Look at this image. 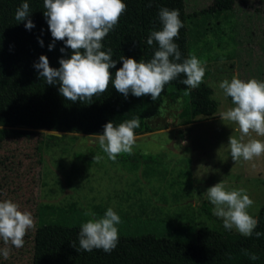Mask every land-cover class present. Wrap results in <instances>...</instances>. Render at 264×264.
<instances>
[{
    "label": "rangeland",
    "instance_id": "obj_1",
    "mask_svg": "<svg viewBox=\"0 0 264 264\" xmlns=\"http://www.w3.org/2000/svg\"><path fill=\"white\" fill-rule=\"evenodd\" d=\"M211 1L184 0V11L190 16L189 43L203 41L194 42L191 52L208 57L203 82L217 103L212 118L197 117L181 126L182 100H157L145 108L143 124L150 132L135 135L132 154H119L115 161L99 147L95 135L0 128V201L17 203L35 221L22 248L0 240V248L11 249L7 259L0 255V264L31 263L42 205L61 209L69 226L80 219L102 218L111 207L121 218L119 237H189L198 227L223 228L206 194L223 182L226 190H246L254 201L249 214L256 218L264 203V155L251 161L232 159L229 138L241 133L238 125L220 118L234 105L219 84L233 76L264 82V0H236L230 11L217 17L207 10ZM252 138L264 140L255 133ZM96 155L103 159L94 161ZM70 205L80 213L66 216Z\"/></svg>",
    "mask_w": 264,
    "mask_h": 264
},
{
    "label": "trees",
    "instance_id": "obj_2",
    "mask_svg": "<svg viewBox=\"0 0 264 264\" xmlns=\"http://www.w3.org/2000/svg\"><path fill=\"white\" fill-rule=\"evenodd\" d=\"M236 0H212L207 8L214 17L231 10ZM25 0H0V128H26L50 132L74 133L82 135H102L104 126L112 122L114 126L140 118V127L135 135L150 130L143 124L145 108L160 99L182 100L178 113L181 126L192 123L197 117L212 118L217 103L211 98V89L203 82L191 89L176 80L165 85L160 97L153 101L150 95L127 97L116 91L111 84L106 92L94 96L91 102H71L59 92V83L49 85L34 65L41 56H46L50 67L59 69L60 59H69L73 51L66 47V41H56L51 35L47 18L44 16L43 0H26L29 3V19L35 25L26 29L27 20L19 22L15 12ZM126 12L119 23L103 39L102 51L112 50L116 67H122L120 58H132L137 62H147L158 50L157 42L147 44L152 31L162 29L159 11L162 8L178 9L184 27L174 40L181 52V60L195 55L207 62L201 54L191 52L195 43H189L186 22L190 18L184 11V0H123ZM42 42V44H41ZM54 45L52 50L49 46ZM61 49H64L61 52ZM71 206V205H70ZM69 208V212H78ZM42 205L39 207L37 225L32 239L30 264H264V235L256 238L255 232L264 233V203L257 211L258 226L253 236L243 237L224 227H198L192 236L145 234L119 237L117 247L110 253L102 249L91 252L79 247V231L84 220L69 226L62 210ZM210 218V211L203 207ZM51 213V215L48 213ZM52 216L56 218L51 219ZM74 244V247H72ZM242 250L255 253L253 261Z\"/></svg>",
    "mask_w": 264,
    "mask_h": 264
},
{
    "label": "clouds",
    "instance_id": "obj_3",
    "mask_svg": "<svg viewBox=\"0 0 264 264\" xmlns=\"http://www.w3.org/2000/svg\"><path fill=\"white\" fill-rule=\"evenodd\" d=\"M47 23L52 37L56 41H66V47L73 51L71 58L60 59L59 69L50 67L46 56L39 58L34 67L47 84L59 83V92L68 101H88L106 92L111 84L125 97L131 93L135 97L150 95L157 100L165 85L176 80L181 74L186 78L181 83L195 89L205 76V63L195 55L181 60L179 46L174 42L184 27L178 9L162 8L159 20L162 29L152 31L147 44L157 42L158 50L150 61L137 62L132 58H120L122 67L115 72L113 80L111 69L116 67L112 50L102 51L103 39L119 23L126 12L123 0H43ZM29 3H22L16 9L15 19L27 20L26 29L35 25L29 19ZM42 44V42H41ZM54 45L49 46L52 50ZM64 49H61L63 52ZM225 97H230L234 107L220 113L221 120L238 125L239 138H229L230 153L236 162L241 158L251 161L264 155V140L252 138V133L264 137V82L255 78L244 81L233 76L229 81L219 84ZM140 127V118H135L114 126L112 122L104 126L102 135H96L99 147L108 158L115 161L122 153L132 154L136 143L134 130ZM245 137L249 139L245 142ZM103 159L96 155L94 161ZM214 205L213 214L222 218L223 227L235 230L243 237H251L258 226L248 209L254 204L245 189L226 190L223 182L217 183L206 191ZM85 215H92L85 213ZM120 216L108 208L104 216L83 223L79 231V247L87 252L102 249L105 253L113 251L119 242ZM35 226L31 212L21 211L20 206L11 200L0 201V240L4 245L15 248L24 246V237ZM264 233L255 232L256 238ZM74 247V244H72ZM75 248V247H74ZM253 261L258 259L255 253L242 250ZM11 254L9 247L0 248V255L7 259Z\"/></svg>",
    "mask_w": 264,
    "mask_h": 264
}]
</instances>
